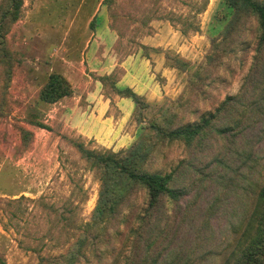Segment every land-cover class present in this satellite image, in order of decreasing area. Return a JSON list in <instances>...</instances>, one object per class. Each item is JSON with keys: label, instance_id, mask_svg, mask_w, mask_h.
<instances>
[{"label": "rangeland", "instance_id": "1", "mask_svg": "<svg viewBox=\"0 0 264 264\" xmlns=\"http://www.w3.org/2000/svg\"><path fill=\"white\" fill-rule=\"evenodd\" d=\"M4 6L0 0V12ZM233 13L225 0H23L4 36L15 59L5 92L0 67V264H48L68 252L81 253L78 264L232 262L264 178V47L254 15L243 10L232 21ZM52 73L73 95L48 105L38 93ZM107 74L118 87L134 84L146 104L140 120H127L133 135L120 148L82 138L74 124L94 102L118 101L97 81ZM228 98L240 136L214 135L204 153L153 128L197 125ZM120 105L107 114L118 120ZM31 116L47 128L30 125ZM23 130L32 134L27 145ZM144 138H151L147 168L175 170L188 189L165 239L151 247L148 228L140 230L143 192L137 211L94 219L100 181L69 141L118 153ZM87 234L99 238L79 249Z\"/></svg>", "mask_w": 264, "mask_h": 264}, {"label": "trees", "instance_id": "2", "mask_svg": "<svg viewBox=\"0 0 264 264\" xmlns=\"http://www.w3.org/2000/svg\"><path fill=\"white\" fill-rule=\"evenodd\" d=\"M225 1L228 8L234 11L232 21L236 18L237 13L243 10H247L254 15L258 22L259 43L264 47V0ZM22 5L23 0H5V6L0 12V67H2L4 81L2 84L3 92L6 91L11 82L12 67L15 63L14 54L7 47L4 36L9 27L19 18ZM168 57L171 63L170 56L167 55V60ZM180 61L178 58L173 59V66L180 65ZM97 80L104 89H109L116 96L131 99L134 103L132 119L136 122L140 120L139 116L146 105L142 96L129 87H118L116 78L113 75L99 76ZM72 95L73 88L70 82L63 75L52 73L40 89L38 99L41 103L51 105ZM231 100L228 98L216 110L215 114L203 118L197 125L166 130L164 126H161V122L159 125L153 122V128L161 136L183 140L189 149L193 151L196 149L198 153H204L209 147L208 142L210 139H214V135L224 139L228 135L234 138L240 136L238 133V128L241 125L240 121L231 117L229 109L225 110L227 102H231ZM226 118H231V124L218 126L219 124L216 121ZM27 122L38 128H47L43 123L34 119L33 116ZM31 137L32 134L29 131L23 130L21 137L23 145H27ZM150 140L151 138H144L129 150L119 151L118 153L110 150L104 152L90 150L80 141L69 140L99 178L100 191L94 209L96 211L94 219L98 223L103 222L108 217H114L119 213L118 211H137L133 207V201L138 192H143L145 204L142 211L145 212L143 218H140V230L143 231L148 228L144 231L148 238V240L145 239L148 247L165 239L166 236L161 235L176 218L175 212L171 211H181L179 203L181 198L188 192V189L185 190V187L180 185L182 181L175 174V170L161 173L147 168ZM254 195L250 212L236 241V250L232 253V262L230 261L228 264H264V178ZM90 235L87 234L84 239L80 240L79 249L96 243L99 236L97 238L93 234L91 237ZM80 257L82 255L79 252H68L53 257V260L48 264H78Z\"/></svg>", "mask_w": 264, "mask_h": 264}, {"label": "crops", "instance_id": "3", "mask_svg": "<svg viewBox=\"0 0 264 264\" xmlns=\"http://www.w3.org/2000/svg\"><path fill=\"white\" fill-rule=\"evenodd\" d=\"M119 83H121V81ZM119 83L117 84L118 86ZM99 85L101 86V88H103L100 82ZM123 86L131 88L135 93H137L140 96L144 95V93H141V91L139 92V90L136 88L134 84L123 83ZM116 98H118V101H116V103H113L114 99L111 100L109 98H106L109 99V102H104V101L94 102L95 106L93 108L92 114L84 115L82 117L78 116L77 118H75L74 122L76 123L74 124H77L75 126H77V131L79 135L82 136V138L85 139L89 138V140L91 139L100 140L97 138H101L102 140V138L104 139L106 138L108 140H111L110 147L111 145L112 146L114 145L117 146L118 148L124 146L125 143H128V137L131 138L133 133L131 132V130L129 132L128 130H126V122L127 120L132 119V113L134 111V103L132 102L131 99L128 98H120L118 96H116ZM64 99L66 98H63L62 100ZM120 104L124 105L125 111H121L122 115L118 120H115L114 117L109 116L107 112L112 105H115V107L118 106L116 108L121 110ZM75 126L74 128H76ZM103 142L101 141V144H104Z\"/></svg>", "mask_w": 264, "mask_h": 264}]
</instances>
